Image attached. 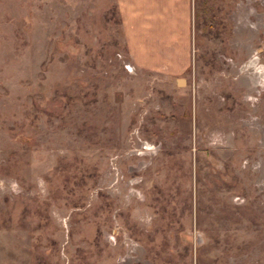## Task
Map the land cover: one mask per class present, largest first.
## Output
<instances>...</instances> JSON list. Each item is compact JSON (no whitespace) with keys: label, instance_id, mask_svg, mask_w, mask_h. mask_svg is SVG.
<instances>
[{"label":"rangeland","instance_id":"374dc122","mask_svg":"<svg viewBox=\"0 0 264 264\" xmlns=\"http://www.w3.org/2000/svg\"><path fill=\"white\" fill-rule=\"evenodd\" d=\"M192 27L168 74L117 0H0V264H264V0Z\"/></svg>","mask_w":264,"mask_h":264},{"label":"crops","instance_id":"0c3cea01","mask_svg":"<svg viewBox=\"0 0 264 264\" xmlns=\"http://www.w3.org/2000/svg\"><path fill=\"white\" fill-rule=\"evenodd\" d=\"M140 4V0H117L121 27L132 62L138 68L182 74L191 63L193 0H162L157 6L161 14L168 12L169 5L181 10L179 29L176 25L168 27L150 13L141 12ZM172 20L177 22L176 18Z\"/></svg>","mask_w":264,"mask_h":264}]
</instances>
